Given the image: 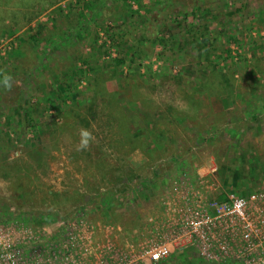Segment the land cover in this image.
I'll list each match as a JSON object with an SVG mask.
<instances>
[{"label": "rangeland", "instance_id": "obj_1", "mask_svg": "<svg viewBox=\"0 0 264 264\" xmlns=\"http://www.w3.org/2000/svg\"><path fill=\"white\" fill-rule=\"evenodd\" d=\"M5 75L0 222L76 223L88 264L135 260L198 199L264 188L232 169L264 160V0H0ZM154 264L214 263L188 247Z\"/></svg>", "mask_w": 264, "mask_h": 264}, {"label": "built area", "instance_id": "obj_2", "mask_svg": "<svg viewBox=\"0 0 264 264\" xmlns=\"http://www.w3.org/2000/svg\"><path fill=\"white\" fill-rule=\"evenodd\" d=\"M186 210L168 239L162 237L135 260L101 255L93 264H154L188 247L197 248L209 263L264 264V188L222 200L198 199ZM73 225L60 221L58 232L45 228L39 233L24 223L0 222V264H88L84 235Z\"/></svg>", "mask_w": 264, "mask_h": 264}, {"label": "trees", "instance_id": "obj_3", "mask_svg": "<svg viewBox=\"0 0 264 264\" xmlns=\"http://www.w3.org/2000/svg\"><path fill=\"white\" fill-rule=\"evenodd\" d=\"M129 137L132 138V135L130 134ZM237 157L238 161L232 166L234 170L233 185L246 186V182H248V189H261L264 181V160L250 151H243ZM129 173L130 178H133L131 169H129Z\"/></svg>", "mask_w": 264, "mask_h": 264}, {"label": "clouds", "instance_id": "obj_4", "mask_svg": "<svg viewBox=\"0 0 264 264\" xmlns=\"http://www.w3.org/2000/svg\"><path fill=\"white\" fill-rule=\"evenodd\" d=\"M10 80H11V77L8 75H5L3 76L2 80H0V83H2L5 87H10L11 86ZM80 136H81V140H80L79 147L81 149L87 148L89 145V141L92 138L91 133L87 129H81Z\"/></svg>", "mask_w": 264, "mask_h": 264}]
</instances>
